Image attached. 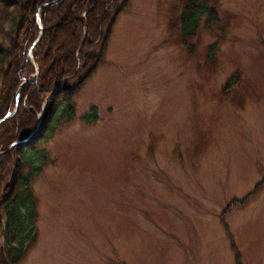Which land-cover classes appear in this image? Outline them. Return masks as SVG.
<instances>
[{
	"label": "rangeland",
	"instance_id": "374dc122",
	"mask_svg": "<svg viewBox=\"0 0 264 264\" xmlns=\"http://www.w3.org/2000/svg\"><path fill=\"white\" fill-rule=\"evenodd\" d=\"M187 1L127 0L75 116L37 145L21 264H264V0H210L217 20L184 38Z\"/></svg>",
	"mask_w": 264,
	"mask_h": 264
},
{
	"label": "trees",
	"instance_id": "16d2710c",
	"mask_svg": "<svg viewBox=\"0 0 264 264\" xmlns=\"http://www.w3.org/2000/svg\"><path fill=\"white\" fill-rule=\"evenodd\" d=\"M53 1L0 0V119L17 103L16 111L0 123V264H21L35 243L32 183L47 160V150L37 145L49 140L60 118L75 116L70 95L103 60L113 25L127 6V0H60L48 5ZM209 1L188 0L184 5L180 14L184 38L196 34L202 19L205 26L217 20ZM40 25L42 34L32 49L38 68L34 76L28 50ZM215 48L216 42L210 44L208 53ZM238 80V74L231 75L223 93L228 94ZM82 118L96 121V106L91 105Z\"/></svg>",
	"mask_w": 264,
	"mask_h": 264
},
{
	"label": "water",
	"instance_id": "95a60500",
	"mask_svg": "<svg viewBox=\"0 0 264 264\" xmlns=\"http://www.w3.org/2000/svg\"><path fill=\"white\" fill-rule=\"evenodd\" d=\"M58 2H60V0H56V1H53V2H51V3H48V5H50V4H55V3H58ZM37 19H38V16H37ZM40 32H39V35H38V37L35 39V41L33 42V44H32V46L29 48V50H28V58L30 59V61L34 64V66L36 67V72H35V75L37 74V72H38V68H37V65H36V63H35V61L33 60V55H32V49H33V47H34V45L39 41V39H40V35L42 34V27H41V25H40ZM15 109H16V106L14 107V109L12 110V111H10V112H8L5 116H3L1 119H0V123L2 122V121H4L6 118H8L14 111H15ZM41 121V119L39 120V122ZM38 128V125L35 127V129L34 130H36ZM25 140H20V141H18V143H22V142H24Z\"/></svg>",
	"mask_w": 264,
	"mask_h": 264
}]
</instances>
